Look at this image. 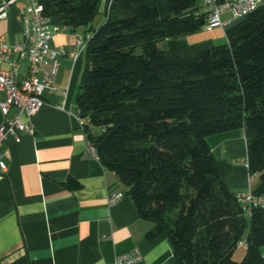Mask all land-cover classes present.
Listing matches in <instances>:
<instances>
[{"label": "trees", "instance_id": "trees-1", "mask_svg": "<svg viewBox=\"0 0 264 264\" xmlns=\"http://www.w3.org/2000/svg\"><path fill=\"white\" fill-rule=\"evenodd\" d=\"M38 2L91 35L78 113L101 163L152 222L146 238L166 235L178 264H264V208L244 213L224 180L233 166L208 141L243 129L249 174L260 176L253 191L264 195V0L222 45L184 39L205 27L199 0Z\"/></svg>", "mask_w": 264, "mask_h": 264}, {"label": "crops", "instance_id": "crops-1", "mask_svg": "<svg viewBox=\"0 0 264 264\" xmlns=\"http://www.w3.org/2000/svg\"><path fill=\"white\" fill-rule=\"evenodd\" d=\"M19 1L0 0V7L6 6L0 31L11 42L22 39L27 6ZM51 22L62 27L53 49L68 54L58 57L54 87L45 91L44 105L31 119L35 132L18 131L0 146V162L6 165L0 167V264H115L118 255L135 248L144 255L140 264H178L166 235L146 238L152 222L115 172L89 151L76 104L86 49L76 60L69 57L77 51L76 33L85 31H73L59 18ZM52 65L50 61L48 71ZM3 122L0 110V126ZM208 141L215 156L233 166L224 178L229 188L239 189L237 193L252 188L244 130ZM69 180L80 187L69 188ZM113 193L124 196L111 204Z\"/></svg>", "mask_w": 264, "mask_h": 264}, {"label": "built area", "instance_id": "built-area-1", "mask_svg": "<svg viewBox=\"0 0 264 264\" xmlns=\"http://www.w3.org/2000/svg\"><path fill=\"white\" fill-rule=\"evenodd\" d=\"M206 8L205 28H229L254 10L263 0H199ZM6 16V6L0 7V18ZM62 27L54 25L44 14L43 6L35 1L25 8L22 15V39L11 42L0 31V93L4 98L0 101V110L4 122L0 126V146L9 135L18 131L34 133L32 117L44 105V93L54 87L59 67L58 57L68 54L65 49L54 50L52 42ZM91 35L76 33L77 51L69 53L76 60L79 53L87 48ZM53 61L51 71L47 66ZM80 117V116H79ZM85 120L80 117L83 131ZM87 137V133L85 132ZM88 149L96 155L94 146L88 141ZM2 170L6 169L0 162ZM123 193H113L108 200L111 204L118 202ZM238 201L244 213L250 216L254 208H264V195L255 194L253 189L238 193ZM246 246V242H240ZM144 255L139 248L118 255L115 264H140Z\"/></svg>", "mask_w": 264, "mask_h": 264}, {"label": "rangeland", "instance_id": "rangeland-1", "mask_svg": "<svg viewBox=\"0 0 264 264\" xmlns=\"http://www.w3.org/2000/svg\"><path fill=\"white\" fill-rule=\"evenodd\" d=\"M35 1H38V0H20L19 3L22 5L24 4V5L28 6V5H31L32 3H34ZM199 4H200V9H199L200 13H205L206 8L201 5L200 1H199ZM104 21H105L104 14L103 13L99 14L96 17L95 21L93 22L94 29L95 30L98 29L104 23ZM235 24H236V22H234L230 27L234 26ZM184 39L189 44H196V43L203 42L205 40H212L215 44H219V45L225 44L227 42L226 32L220 27L213 28V29H206L205 27H203L200 31H198L196 33L184 36ZM164 46H165L164 43H160V47H164ZM101 131H102L101 129L95 130L96 133H101ZM233 131H240V129L233 130ZM259 182H260V176L255 175L254 179L252 180V184H251L252 186L251 187L252 188L256 187L259 184ZM248 189L249 188H247L246 190H248ZM232 190L235 192L239 191V189H233V188H232ZM248 232H249V228H247L245 230V238H246V235L248 234ZM245 254H246V247L240 245L234 253V259L236 261H242Z\"/></svg>", "mask_w": 264, "mask_h": 264}, {"label": "water", "instance_id": "water-1", "mask_svg": "<svg viewBox=\"0 0 264 264\" xmlns=\"http://www.w3.org/2000/svg\"><path fill=\"white\" fill-rule=\"evenodd\" d=\"M101 10L104 11V3L101 5Z\"/></svg>", "mask_w": 264, "mask_h": 264}]
</instances>
